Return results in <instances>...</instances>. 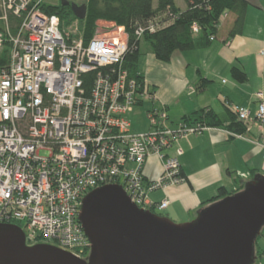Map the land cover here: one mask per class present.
<instances>
[{
  "label": "built area",
  "instance_id": "built-area-1",
  "mask_svg": "<svg viewBox=\"0 0 264 264\" xmlns=\"http://www.w3.org/2000/svg\"><path fill=\"white\" fill-rule=\"evenodd\" d=\"M40 2L0 3V49L10 43L8 63L0 67V224L20 227L28 245L51 243L85 258L90 243L78 221L84 195L117 184L138 207L166 208L167 199L152 204L148 194L184 181L169 148L209 127L182 120L171 126L166 112L151 110L148 129L133 130L129 115L154 96L144 79L123 66L130 49L125 28L104 22L85 42L76 24L65 29ZM7 11L23 16L14 33ZM160 27L150 20L133 34L141 38ZM232 111L238 121L264 127L262 101L254 115L238 105ZM151 155L162 170L150 180L143 168Z\"/></svg>",
  "mask_w": 264,
  "mask_h": 264
},
{
  "label": "crops",
  "instance_id": "crops-1",
  "mask_svg": "<svg viewBox=\"0 0 264 264\" xmlns=\"http://www.w3.org/2000/svg\"><path fill=\"white\" fill-rule=\"evenodd\" d=\"M248 2L240 34L229 36L233 16L228 14L209 46L176 50L168 62L153 55L147 60L146 68L139 60L140 71L154 91L155 100L136 107L144 122V127L137 131L147 129L145 112L150 107L165 108L171 126L201 108L211 109L222 122V126L178 139L174 151L168 150L178 160L184 181L153 190L150 192L153 196L149 193L148 199L152 204L167 199L163 216L175 223L193 220L220 187L235 193L254 176H264V150L257 144L264 141V127L255 122L242 123L241 136L234 135L238 120L232 106L246 108L254 115L258 103L264 104V0ZM232 66L244 71V82L232 77ZM200 79L208 81L202 89L197 88ZM182 91L186 94L182 95ZM256 92L262 93L261 99L256 98ZM130 116L131 121L134 114ZM161 170L160 159L149 156L143 168L146 179L159 177ZM255 246L260 258L264 257V226Z\"/></svg>",
  "mask_w": 264,
  "mask_h": 264
},
{
  "label": "water",
  "instance_id": "water-1",
  "mask_svg": "<svg viewBox=\"0 0 264 264\" xmlns=\"http://www.w3.org/2000/svg\"><path fill=\"white\" fill-rule=\"evenodd\" d=\"M63 4L84 17L85 4ZM78 221L90 243L87 258L47 243L28 245L20 227L0 224V264H254L264 226V176L184 223L138 207L121 186L108 184L84 195Z\"/></svg>",
  "mask_w": 264,
  "mask_h": 264
},
{
  "label": "trees",
  "instance_id": "trees-1",
  "mask_svg": "<svg viewBox=\"0 0 264 264\" xmlns=\"http://www.w3.org/2000/svg\"><path fill=\"white\" fill-rule=\"evenodd\" d=\"M65 1L68 0H60L57 4H48L43 1L38 6L48 15H57L62 24L69 25L72 22H77L79 34L85 42L94 35L98 21L123 26L129 34L130 45V49L124 55L123 66L131 76L139 80L144 79L139 64L142 43L157 60L168 62L172 53L176 50L186 51L209 46L212 42L210 37L216 38L221 20L225 14L233 16L229 36L240 34L249 5L248 0H183L185 8H180L175 0H156V4L153 3V0H85V15L82 19H78L70 6L63 4ZM2 14L3 11L0 7V17ZM6 15L12 33H14L22 22L23 16L18 17L8 11ZM150 20L158 21L161 27L141 38L134 36V29L145 25ZM193 25L198 27L197 33L193 32ZM0 30H2V21H0ZM9 52L10 43L5 41L0 49V67L7 65ZM230 72L238 82L246 80V74L241 68L232 66ZM85 77L87 78L86 81L91 82L92 76L85 75ZM207 82L205 79H200L197 88H204ZM142 104L139 103L137 106ZM181 120L188 125L222 126V122L217 115L211 109L206 108L185 115ZM237 123L235 124L238 125V129H235V132H242V122L238 121ZM228 127L231 126L228 125ZM180 175L182 176L181 171ZM230 194H233V192L220 187L217 195L209 201V204ZM149 210L162 216L156 211L154 205ZM257 256L259 257L261 254L257 253Z\"/></svg>",
  "mask_w": 264,
  "mask_h": 264
},
{
  "label": "rangeland",
  "instance_id": "rangeland-1",
  "mask_svg": "<svg viewBox=\"0 0 264 264\" xmlns=\"http://www.w3.org/2000/svg\"><path fill=\"white\" fill-rule=\"evenodd\" d=\"M43 1H45L46 3H50V4H57L60 0H41V2H43ZM68 1H71L72 3H74L75 5H77V6H81V5H83L84 3H85V0H68ZM34 2H31L30 4H33ZM153 3L154 4H156V0H153ZM175 3L180 7V8H185V3H184V1L183 0H175ZM224 17V19L222 18V20H221V22L222 21H224L225 19H228L227 17H228V14H225V16H223ZM230 18H231V16H230ZM77 22H72L71 24H62L63 25V27L65 28V29H67V30H69V29H71V30H73V27H74V25L76 24ZM97 27H99V29H102L103 27H105V23L104 22H102V21H98L97 22ZM76 26H77V24H76ZM103 26V27H102ZM98 29V30H99ZM76 30H79V29H76ZM99 32V31H98ZM77 33V32H76ZM146 34V33H145ZM144 34V35H145ZM143 35V36H144ZM142 36V37H143ZM215 38L213 37V39H211V40H214ZM141 56H140V62H141V64H142V66H143V68H146V63H147V60L151 57V58H153V54L150 52V51H148V49L145 47V44H143V46H142V48H141ZM183 92V91H182ZM184 94H186L185 92H183V94L182 95H184ZM153 96H154V100H155V93H154V91H153ZM153 100V101H154ZM152 100H147V101H144V102H142L143 104L144 103H152L153 102ZM136 107H138V106H136ZM136 107H134V109H133V111L131 112V114L133 113L134 114V117H133V119L131 120V126H132V129L133 130H141L143 127H144V122H143V120H142V118H141V114L140 115H138V113H137V108ZM138 109H140V108H138ZM160 111V110H162V111H164V112H166V110H165V108H152V107H150V108H148L147 109V111L145 112V119H146V115H147V112H149V111ZM138 111H140V110H138ZM130 116V115H129ZM131 117V116H130ZM169 118V117H168ZM147 122V129H148V127H149V123H148V121H146ZM241 134V132H239V133H236V132H234V135L235 136H241L240 135ZM258 144V146H260L261 148H262V150H264V146H262V144H264V141H262L261 143H257ZM174 146H175V144H173L172 145V149H171V152L172 151H174ZM169 152V151H168ZM170 152V153H171ZM151 194V193H150ZM152 195V194H151ZM150 195V196H151ZM153 196V195H152ZM158 213H160L162 216H163V214L164 213H166V211H157ZM178 223H180V222H178ZM184 223V222H183ZM261 241V240H260ZM39 243H43L42 241H40ZM50 245H52L51 243H49ZM256 247V246H255ZM264 247V246H263ZM257 253L259 254V252L257 251ZM257 253H256V250H255V254H256V256H257ZM88 255V254H87ZM88 257V256H87ZM87 257H85V258H87ZM258 257V256H257ZM85 258H83V259H85ZM259 259H258V263H254V264H264V257H262V258H260V256L258 257ZM257 260V259H256Z\"/></svg>",
  "mask_w": 264,
  "mask_h": 264
}]
</instances>
